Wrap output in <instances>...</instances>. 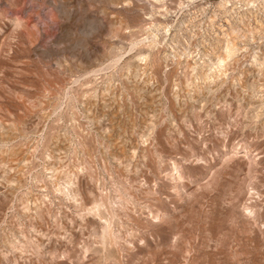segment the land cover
<instances>
[{
	"label": "rangeland",
	"instance_id": "1",
	"mask_svg": "<svg viewBox=\"0 0 264 264\" xmlns=\"http://www.w3.org/2000/svg\"><path fill=\"white\" fill-rule=\"evenodd\" d=\"M0 264H264V0H0Z\"/></svg>",
	"mask_w": 264,
	"mask_h": 264
}]
</instances>
